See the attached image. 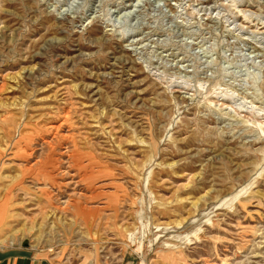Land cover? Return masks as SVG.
<instances>
[{"label":"rangeland","instance_id":"374dc122","mask_svg":"<svg viewBox=\"0 0 264 264\" xmlns=\"http://www.w3.org/2000/svg\"><path fill=\"white\" fill-rule=\"evenodd\" d=\"M0 203V251L264 264V0H0Z\"/></svg>","mask_w":264,"mask_h":264},{"label":"crops","instance_id":"0c3cea01","mask_svg":"<svg viewBox=\"0 0 264 264\" xmlns=\"http://www.w3.org/2000/svg\"><path fill=\"white\" fill-rule=\"evenodd\" d=\"M0 264H69L57 258L40 255H31L25 250L0 251Z\"/></svg>","mask_w":264,"mask_h":264},{"label":"bare ground","instance_id":"6f19581e","mask_svg":"<svg viewBox=\"0 0 264 264\" xmlns=\"http://www.w3.org/2000/svg\"><path fill=\"white\" fill-rule=\"evenodd\" d=\"M6 210H5V204H1L0 203V222L2 221V219L5 217V215H6ZM4 241V239H0V243L1 242H3ZM11 243V242H10ZM141 264H143V263H141Z\"/></svg>","mask_w":264,"mask_h":264}]
</instances>
